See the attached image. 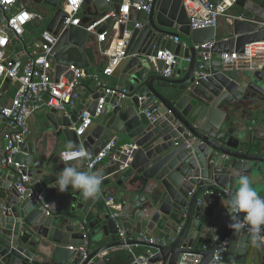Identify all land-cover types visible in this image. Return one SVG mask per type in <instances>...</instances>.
<instances>
[{"label":"water","instance_id":"water-1","mask_svg":"<svg viewBox=\"0 0 264 264\" xmlns=\"http://www.w3.org/2000/svg\"><path fill=\"white\" fill-rule=\"evenodd\" d=\"M32 1L57 9L47 26L59 37L53 49L56 81L72 80V68L88 71L91 34L83 26L60 34L67 18L59 8L62 0ZM124 1L86 0L83 11L92 10L98 21L111 12L119 15ZM129 1L138 5L144 0ZM210 1L217 6L222 0ZM183 3L154 0L148 15L136 16L137 21L144 17V25L131 32L126 58L113 75L119 78L118 89L129 94L104 125L93 121L78 137L74 126L81 113L69 118L54 111L49 116L57 146H83L98 155L101 148L94 149L95 144L109 136L136 146L127 170L113 162L107 173L101 171L105 180L94 199L71 189L62 193L55 183L65 167L61 157L48 155L45 145L25 143L19 161L28 167L30 184L40 188L44 204H50V216L42 204L21 196L13 171L0 170V264H108L102 254L126 246L156 250L149 264H178L183 254L200 255V264H209L228 237L225 264H264V248L253 247L243 232L233 234L225 208L240 175L251 179L264 164V63L236 70L220 59L202 62L201 50H196L214 42L215 55L243 53L247 45L264 42V0L235 1L233 32L224 41H217L215 28L192 30ZM6 16L0 14V23ZM90 23L83 20L84 25ZM113 24L109 17L96 31L101 35ZM125 30L121 28L122 37ZM162 49L190 63L182 61L166 78L164 63L150 59ZM101 97L97 90L89 108L94 119ZM151 106L159 109L155 120L145 113ZM111 194L115 211L106 205ZM121 231L125 239L119 238ZM142 233L161 242H139Z\"/></svg>","mask_w":264,"mask_h":264},{"label":"built area","instance_id":"built-area-1","mask_svg":"<svg viewBox=\"0 0 264 264\" xmlns=\"http://www.w3.org/2000/svg\"><path fill=\"white\" fill-rule=\"evenodd\" d=\"M235 1L222 0L215 6L210 0H184L183 5L188 14L192 30L217 29L220 19L227 16L229 11L234 7ZM85 2L86 0L61 1L59 8L64 11L67 18L60 34L70 27L83 26L91 35L97 36L99 43L104 44L111 37L112 30H114L117 32L114 40L115 45L113 48L103 51L105 56L109 58V61L100 73H88L86 70L72 68L71 71L74 74L72 80L62 77L57 82L55 78L53 49L58 43L59 37L48 32L47 27L43 30L39 42L35 45L36 51L32 55L27 56L25 60L12 61L7 55L11 44L24 41L28 27L35 21H40L43 25H48L50 21L46 16L29 10L22 0H0V14H8V16L4 17L3 22L0 23V82L5 83L9 80L11 85L16 88L15 96L9 104L0 103V121L5 123L8 128L4 134L5 147L0 163L4 169L15 173V186L21 196L31 199L35 203L42 204V211L46 216L51 215L50 204H44L45 198L41 194L40 188L30 184L31 178L26 172L28 167L19 161V158L24 155L23 145L31 135L29 121L37 111L44 107L53 112L65 114H67L68 108L76 109L77 102L79 101L78 90L82 88L83 81L86 79H90L98 92L103 94V97L99 99L95 117L103 116L108 106L107 101L110 99H117L113 105V109L120 106V101L126 99L129 92L125 89L110 87L101 79V75L113 77L122 60L126 58L127 44L131 36V32L125 30L122 37L121 28L127 27L133 21V15H148L151 12L154 0H144L138 5H132L129 0H125L119 15L111 12L98 21L84 25L82 10ZM109 17L114 18V24L108 31L99 35L96 31L97 27ZM135 23V28L141 29L144 25V20ZM174 41L179 43L178 39H174ZM214 46V42L196 46V50H201L199 56L202 62L210 61L214 58ZM183 48L187 49L188 46L183 43ZM219 58L229 68L236 70L253 69L256 63H264V42L247 45L243 53H222L219 55ZM150 59L154 63L157 61L164 63L162 75L166 78L173 76L175 68L182 61L190 63V59L181 58L176 53L167 49L160 50L156 57H151ZM158 110V108L151 106L145 110V113L148 118L155 120V113ZM93 121L94 118L89 109L83 110L79 123L75 128L77 136L82 137L91 127ZM75 149L77 148L73 150ZM137 149L134 145L119 146L112 140L101 149L98 155L89 153L90 161H86L85 163L91 162L93 170H96L106 159L112 157L116 163H120V170L125 171L130 167L132 157ZM68 151H64L63 153ZM61 159L63 162H66L62 156ZM70 161L74 160H68L67 162ZM114 202V198H109L106 202L107 207L112 211L118 209ZM112 216H115V214L112 213ZM120 238H126L124 232H120ZM217 239L215 238V241ZM137 240L149 244L161 242L158 237L151 236L148 233H142L138 236ZM229 244L230 237L224 239L215 250L209 264H225V256ZM126 248L134 257V264H149L150 259L156 254V250L147 247L144 255L135 256L133 246H126ZM208 248L206 246L203 250L206 251ZM80 250L83 253L85 252L84 248ZM201 262L202 257L200 255L183 254L180 256L178 264H200Z\"/></svg>","mask_w":264,"mask_h":264},{"label":"crops","instance_id":"crops-1","mask_svg":"<svg viewBox=\"0 0 264 264\" xmlns=\"http://www.w3.org/2000/svg\"><path fill=\"white\" fill-rule=\"evenodd\" d=\"M23 3L27 6V4L22 0ZM28 7V6H27ZM32 11H36L34 8ZM92 10L88 9L87 11L82 10V19H88V21L94 22L96 20L91 16ZM233 13L232 11H229L227 16H224L220 19V24L217 28V41H224L228 38L231 37V33L233 32V26H232V17ZM133 19H136V16L133 15ZM144 17H142L143 20ZM97 21V20H96ZM135 22H138L137 19L135 21H132L130 24L127 25L126 30L129 32H133L135 28ZM33 25H36L38 27L43 26L42 22L40 21H35ZM178 27L176 28V30ZM44 30V29H43ZM29 32L27 30L26 36L24 38V41L21 43H13L9 47L7 51V55L9 58H11L12 61L15 60H25L27 56L32 55L35 51V45L39 42V39H35L32 42H28V37H29ZM117 35V32L112 30L111 37L107 40L106 43L103 45L98 42L97 36L96 35H91V47L88 51L90 60H91V68L87 71L88 73H96V72H101L104 66L108 63L109 58L105 56L103 51L105 49H110L113 48L115 43V37ZM213 59H220L219 55H215ZM187 66V63L184 64ZM176 71V70H174ZM101 79L107 83L110 87L112 88H118V83H119V78L116 77H105L101 75ZM96 87L94 83L90 79H86L83 81L82 88L78 90L79 94V101L77 102V107L76 109H70L68 108L67 114L62 113L61 115L72 118L75 116V112L81 113L85 109H89L94 101L95 93H96ZM16 93V88L11 85V83H8L7 81L5 83L0 82V103L1 104H9L12 99L14 98ZM113 105H108L105 113L101 117H96L94 119L95 122H97L98 125H104V120L106 118H109L108 116L112 115L113 112ZM53 113V111L49 110L48 108L44 107L37 111L32 118L29 121L30 129H31V135L28 137L26 143H36L39 146H44L48 148V155H56L59 158L61 157V153L64 151L69 150V145L67 143H64L63 145L57 146V137L56 133L52 129L51 122L49 121V116L50 114ZM264 118V117H263ZM256 119V116L255 118ZM255 121V120H253ZM79 123V119H78ZM78 123L74 126L78 125ZM253 126V124L251 125ZM250 126V127H251ZM8 128L6 127L5 123L0 121V161L1 157L4 151L5 147V139H4V134ZM107 141L105 142H97L94 146V149L97 148H103L108 142L115 140L116 136H109L106 138ZM119 146H125L128 144V142L125 141H119L117 143ZM75 147L72 146V149ZM61 160V158H60ZM76 161H70L67 162L68 164H74ZM115 162L112 157L108 158L105 160L103 164H101L96 170L104 171L107 173L111 169V164ZM61 163L66 164V162H63L61 160ZM83 168V167H82ZM0 170L6 172L9 174V171L4 169L1 166L0 163ZM253 183V186L257 189L259 194L261 196H264V164L262 165V170L261 171H256L253 175V177L250 179ZM114 198V194H111L110 198ZM109 199V198H108ZM107 199V200H108ZM122 232V231H121ZM120 238V237H119ZM121 239V238H120ZM147 247H142V246H133V251L135 256H142L145 254ZM121 250H126V247H118L114 248L112 250H109L105 252L102 255H107L109 257L112 254H115Z\"/></svg>","mask_w":264,"mask_h":264},{"label":"clouds","instance_id":"clouds-1","mask_svg":"<svg viewBox=\"0 0 264 264\" xmlns=\"http://www.w3.org/2000/svg\"><path fill=\"white\" fill-rule=\"evenodd\" d=\"M69 151L61 153L66 164L58 173L56 184L60 192L71 190L78 191L85 199H94L100 192L105 180L100 170H93L89 153L83 146L73 150L69 145ZM68 160H75L74 164H68ZM83 167L84 170H81ZM231 223L229 228L235 236L245 233L248 242L255 248H264V197L253 186L247 175H240L238 187L231 193L227 206Z\"/></svg>","mask_w":264,"mask_h":264},{"label":"rangeland","instance_id":"rangeland-1","mask_svg":"<svg viewBox=\"0 0 264 264\" xmlns=\"http://www.w3.org/2000/svg\"><path fill=\"white\" fill-rule=\"evenodd\" d=\"M24 2L27 4L29 10H33V8L36 10L35 12L46 16V18L51 21V19L55 16L57 9L50 7L48 5L44 4H35L32 0H24ZM48 25L45 24L41 27H38L36 25H30L28 27V32H29V37H28V42H32L35 39H39L41 36V33L43 32V29H45Z\"/></svg>","mask_w":264,"mask_h":264},{"label":"trees","instance_id":"trees-1","mask_svg":"<svg viewBox=\"0 0 264 264\" xmlns=\"http://www.w3.org/2000/svg\"><path fill=\"white\" fill-rule=\"evenodd\" d=\"M108 264H134V257L126 250H121L107 257Z\"/></svg>","mask_w":264,"mask_h":264}]
</instances>
